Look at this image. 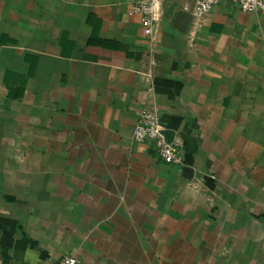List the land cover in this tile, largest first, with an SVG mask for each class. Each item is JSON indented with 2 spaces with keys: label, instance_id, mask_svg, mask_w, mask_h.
<instances>
[{
  "label": "crops",
  "instance_id": "1",
  "mask_svg": "<svg viewBox=\"0 0 264 264\" xmlns=\"http://www.w3.org/2000/svg\"><path fill=\"white\" fill-rule=\"evenodd\" d=\"M144 1L0 0V264H264V14Z\"/></svg>",
  "mask_w": 264,
  "mask_h": 264
},
{
  "label": "built area",
  "instance_id": "2",
  "mask_svg": "<svg viewBox=\"0 0 264 264\" xmlns=\"http://www.w3.org/2000/svg\"><path fill=\"white\" fill-rule=\"evenodd\" d=\"M223 2L237 6L244 13L264 14V0H196L194 16L201 19ZM133 12L142 17L145 34L153 42L159 21L158 15L161 12V4L158 0L138 2L134 5ZM164 131L165 129L160 121L159 108L157 106L146 107L134 130L133 141L138 144L152 146L165 164L181 165V148L175 143H169ZM58 264H79V261L76 256L67 255Z\"/></svg>",
  "mask_w": 264,
  "mask_h": 264
},
{
  "label": "water",
  "instance_id": "3",
  "mask_svg": "<svg viewBox=\"0 0 264 264\" xmlns=\"http://www.w3.org/2000/svg\"><path fill=\"white\" fill-rule=\"evenodd\" d=\"M191 16L190 15H185L184 13L180 12L178 13L177 21H176V28L179 29L180 31H186L189 23L191 22ZM164 135L166 139L168 140L169 143H173L174 141V132L165 130ZM185 177L187 179H191L193 176V171L189 168L184 169Z\"/></svg>",
  "mask_w": 264,
  "mask_h": 264
}]
</instances>
